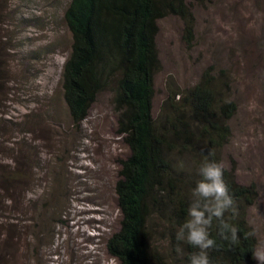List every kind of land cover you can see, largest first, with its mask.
I'll use <instances>...</instances> for the list:
<instances>
[{"label": "rangeland", "instance_id": "rangeland-1", "mask_svg": "<svg viewBox=\"0 0 264 264\" xmlns=\"http://www.w3.org/2000/svg\"><path fill=\"white\" fill-rule=\"evenodd\" d=\"M68 2L0 0V165L19 149L30 176L14 188L17 203L0 193V264H118L106 240L119 226L114 184L129 150L111 87L78 124L70 120L60 81L71 43ZM185 2L191 33L178 15L157 19L152 114L205 67L225 69L237 109L221 159L238 182L256 185L246 217L257 247L264 244V0ZM160 235L151 234L152 244L165 254Z\"/></svg>", "mask_w": 264, "mask_h": 264}, {"label": "trees", "instance_id": "trees-1", "mask_svg": "<svg viewBox=\"0 0 264 264\" xmlns=\"http://www.w3.org/2000/svg\"><path fill=\"white\" fill-rule=\"evenodd\" d=\"M169 14L183 18L191 33L185 0H69L63 12L71 43L60 81L70 120L78 124L97 94L111 87L117 131L129 150L114 184L120 220L106 240L107 252L118 264H187L195 249L174 234L198 179L196 167L207 160L222 167L234 201L223 219L235 228L234 238L221 237L213 220L209 264H253L257 242L246 216L256 185L238 182L221 159L231 134L228 121L237 109L225 69L205 67L193 85L177 92L178 98L168 93L152 114L157 19ZM18 151L13 163L0 165V193L15 203V186H26L30 177ZM155 232L166 239L165 254L152 244Z\"/></svg>", "mask_w": 264, "mask_h": 264}, {"label": "clouds", "instance_id": "clouds-1", "mask_svg": "<svg viewBox=\"0 0 264 264\" xmlns=\"http://www.w3.org/2000/svg\"><path fill=\"white\" fill-rule=\"evenodd\" d=\"M195 180L185 209V218L175 231V239L195 249L187 257V264H209L207 249L214 245L209 228L215 219L221 237L234 238L235 228L223 219L234 208V201L223 180L222 167L218 162L203 161L196 167ZM257 264H264V244L251 250Z\"/></svg>", "mask_w": 264, "mask_h": 264}]
</instances>
